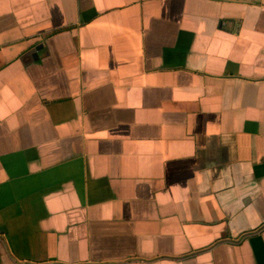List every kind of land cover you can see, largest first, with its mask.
I'll list each match as a JSON object with an SVG mask.
<instances>
[{"label": "crops", "instance_id": "0c3cea01", "mask_svg": "<svg viewBox=\"0 0 264 264\" xmlns=\"http://www.w3.org/2000/svg\"><path fill=\"white\" fill-rule=\"evenodd\" d=\"M0 264H264V0H0Z\"/></svg>", "mask_w": 264, "mask_h": 264}, {"label": "water", "instance_id": "95a60500", "mask_svg": "<svg viewBox=\"0 0 264 264\" xmlns=\"http://www.w3.org/2000/svg\"><path fill=\"white\" fill-rule=\"evenodd\" d=\"M244 1H252V0H244Z\"/></svg>", "mask_w": 264, "mask_h": 264}]
</instances>
